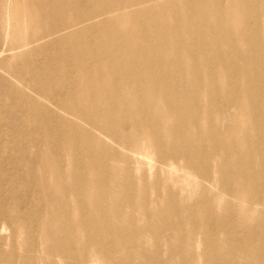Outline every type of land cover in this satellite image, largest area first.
Here are the masks:
<instances>
[{"label":"bare ground","instance_id":"1","mask_svg":"<svg viewBox=\"0 0 264 264\" xmlns=\"http://www.w3.org/2000/svg\"><path fill=\"white\" fill-rule=\"evenodd\" d=\"M178 1L0 0V22L6 12L9 30L28 28L30 32V37L20 33L22 46L8 39L10 33L2 41L0 33V240H8L19 230L31 232L32 208L23 210L31 205L44 207L38 221H44L42 228L48 236L54 231L67 234L47 245L50 258L67 259L68 251L77 244L85 250L96 247L112 252L119 248L123 228L101 227L109 210L104 191L88 194L90 184H104L109 174L95 153L96 144H104V140L93 130L126 146V140L113 132V123L125 124L133 118L139 124L151 106H160L164 100L182 113L183 99H196L197 95L179 81L181 73L188 72L196 85L201 72L218 73L211 65H222V73L230 74L223 85L228 88L229 105L246 106L257 119L263 117V103L256 99L260 94L264 98L259 76L264 75V38L258 36V27L264 23V0H183L176 7ZM125 22L134 29L121 27ZM251 25L255 28L248 29ZM54 47L60 49L56 54ZM31 50L48 51V59L26 66L20 78L6 70V52L16 58ZM5 73L16 84L7 83ZM208 82L211 94L221 89L213 76ZM241 82L248 84L246 91H240ZM64 96L68 98L63 100ZM99 109L105 112L103 118ZM182 130L185 133V127ZM212 136L213 149L224 143L215 133ZM151 140L157 150L158 139ZM186 143L180 149L184 154ZM157 157V165L173 167L169 161L178 158V153L173 149L158 152ZM143 158L152 165L151 158ZM115 178L117 173L112 172L111 182ZM131 182L127 181L129 187ZM61 206L66 210L61 217H45L46 211ZM72 206L80 214L78 224H68ZM172 214L181 217L178 210H171V216H163L158 224L144 226L142 231L160 238L169 230L182 235L178 226L166 221ZM193 225L198 227L199 222L195 220ZM77 230L84 233L83 239L74 236ZM214 231L209 226L204 230L206 236H213ZM138 232L132 228L135 241ZM111 237L114 244L105 245L103 240ZM25 252H35L33 242ZM108 254L115 258L114 253ZM34 259L25 255L22 261L33 264Z\"/></svg>","mask_w":264,"mask_h":264},{"label":"rangeland","instance_id":"2","mask_svg":"<svg viewBox=\"0 0 264 264\" xmlns=\"http://www.w3.org/2000/svg\"><path fill=\"white\" fill-rule=\"evenodd\" d=\"M182 2L179 0L175 6L180 7ZM120 26L126 27L125 30L134 29L127 22ZM252 26L248 29L255 28ZM258 28V36L264 38V23ZM25 32L30 37L28 28L20 32L15 28L9 30L6 12H3L0 22L2 41L10 33L8 39L22 46L20 33ZM59 50L54 47L55 54ZM4 55L6 70L16 73L18 78L27 70L24 69L26 66L48 59V51L31 50L16 58L10 52ZM211 66L219 72H201V80L196 85L188 72L179 74V81L197 95L196 99H183L182 113L173 106L169 107L162 97L163 103L151 106L140 118L142 122L139 124H135L133 118L125 124L113 123V132L126 140V146L119 139L101 137L93 130L99 139L104 140V144H96L95 153L106 164L109 174L104 184H90L88 194L104 191L105 206L109 210L106 211L107 216L102 217L105 225L101 227L111 225L113 228H123L119 248L112 252L99 251L96 247L85 250L77 244L68 251L67 259L58 255L50 258L46 255L47 245L55 244L56 237L67 234L65 231L61 234L54 231L51 237L48 236L42 228L44 221H38L44 207L29 205L23 210L32 208L33 215L28 221L34 227L30 233L19 230L8 240H0V264H23L25 255L35 257L33 264H128L127 260H131L132 264H264V98L260 94L256 99L259 104L263 103V117L260 119L246 106L229 105L226 97L228 88L225 89L223 85L230 74L222 73V65ZM249 69L253 70L252 64ZM211 76L221 85V89L213 94L208 91ZM259 76L262 92L264 75ZM5 79L7 83H15L13 77L6 73ZM247 88L245 82L239 83L240 91ZM98 114L101 118L105 116L100 109ZM86 115L90 114L86 112ZM213 133L224 142L214 149ZM154 137L159 141L157 150L151 140ZM183 143L187 145L186 154L180 151ZM173 149L178 153V158L173 157L169 161L173 167L156 164L158 152ZM144 155L151 158L152 165L145 162ZM112 172L117 173L114 182H111ZM128 180L132 181L130 187ZM51 186H55L53 181ZM32 195L36 196L35 191ZM90 205H94V202L91 201ZM72 208L73 214L68 224H78L80 214L74 206ZM62 209V206L53 207L46 211L45 217H61L62 212L66 211ZM175 209L181 213V217L172 214L173 218L167 217L166 221L178 226L182 235L169 230L160 238L159 234L142 231L144 226L158 224L163 216H171V210ZM195 220L199 222L198 227L193 225ZM51 224L55 225L54 222ZM208 226L215 229L211 233L213 236H206L204 230ZM133 227L139 229L136 241L131 235ZM93 230L95 232L97 229ZM74 236L78 239L85 237L79 230ZM30 242L34 243L35 252L26 254V246ZM69 242L64 240L65 244ZM114 242L113 237L103 240L109 246ZM108 253H114L115 258L112 259Z\"/></svg>","mask_w":264,"mask_h":264}]
</instances>
